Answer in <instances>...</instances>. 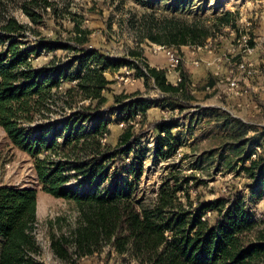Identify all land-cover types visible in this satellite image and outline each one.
I'll list each match as a JSON object with an SVG mask.
<instances>
[{
  "label": "trees",
  "instance_id": "1",
  "mask_svg": "<svg viewBox=\"0 0 264 264\" xmlns=\"http://www.w3.org/2000/svg\"><path fill=\"white\" fill-rule=\"evenodd\" d=\"M48 9L56 14L49 0H31L23 7L34 23L48 15ZM231 16L226 12L219 20L234 30L232 41L241 40L245 33ZM144 23L146 38L174 50L202 47L215 38L199 21L158 19L151 14ZM74 28L70 43L44 37L30 45L24 40L27 26L14 17L0 26V126L16 147L34 158L43 191L73 201L79 212L76 227L52 239L55 256L80 264L101 256L108 246L117 256H130L140 264H264V214L252 210L264 197L263 136L253 137L247 153L244 144L233 150L252 180L249 195L229 188L218 198L206 199L197 190L204 182L173 171L154 199H138L133 185L120 175L112 176L111 169L136 153L146 129L157 131L155 150L163 159L184 143L173 131L177 125L166 117L149 118L151 103L140 97V90L115 93V81L106 72L128 66L145 85L153 79L170 101L177 100L173 109L190 107L201 89H196L183 63L177 69L180 80L174 84L168 69L151 66L142 51H130L136 61L112 58L87 45L90 31L79 22ZM246 43L256 46L254 39ZM60 50L74 52L68 65L57 63L56 55L42 64L35 61L43 51ZM71 62L79 69L73 70ZM217 80L211 74L202 90ZM111 93L114 102L107 105ZM56 109L68 112L66 119L52 118ZM41 118L43 123L37 125ZM113 123L122 124L115 145ZM37 226L38 191L0 186V264H47L40 257Z\"/></svg>",
  "mask_w": 264,
  "mask_h": 264
},
{
  "label": "rangeland",
  "instance_id": "2",
  "mask_svg": "<svg viewBox=\"0 0 264 264\" xmlns=\"http://www.w3.org/2000/svg\"><path fill=\"white\" fill-rule=\"evenodd\" d=\"M29 1L0 0V26L9 17H14L27 26L24 40L30 45L44 37L70 43L75 33L74 27L79 22L84 30L90 31L87 42L90 47L112 58L130 61L137 60L130 55V51H142L148 62H158L159 68L167 67V58L159 50V44L146 38L148 29L144 22L151 14L158 19L177 17L188 23L199 21L210 29L215 38L212 40L210 37L207 45L175 49L183 58L185 68L190 71L196 89H201L197 90V99L184 110L173 109L172 104L177 103L175 98H172L175 102L170 101L153 79L145 85L143 79L134 78V71L128 66L106 72L107 77L115 81V93L140 90V97L151 103L149 118L159 120L166 117L169 123L177 125L173 131L179 132L184 143L169 159H163L155 150L157 131L146 129L136 145V153L124 165L112 168L111 175H120L133 185L138 199H154L165 178L173 171H182L183 176L204 182L197 190L206 199L218 198L229 188L245 196L252 192V180L233 150L235 146L244 144L243 151L247 153L251 149L250 144L255 141L253 137L261 135V139H264V0H49L57 10L56 14L48 9V15L39 23H34L23 10ZM226 12L232 13L231 20L238 25L242 34L247 35L246 39L256 42L257 47L251 53L244 52L245 43L238 39L232 41L234 30L220 22L219 18ZM212 54L215 59L211 60L220 66L222 79L227 76L236 78L244 91L243 95L229 91L226 79L223 82L217 80L210 90H202L212 72L204 67L206 74L200 76L197 69H189L194 61L200 60L202 63L208 60L207 55ZM55 55L57 63L68 65L74 52L43 51L35 61L42 64ZM241 61L245 65H253L256 72L251 77H247L240 68ZM71 64L74 65L73 70L79 69L78 64ZM168 79L175 84L180 75L177 71H168ZM113 102L111 93L107 105ZM52 115L61 122L68 112L56 109ZM114 118L111 117L112 122ZM43 121L44 118L39 119L37 125ZM112 126L114 135L111 141L115 145L122 124L117 126L113 123ZM257 150L261 152L262 148L258 147ZM34 162L30 154L12 143L0 126V186L34 188L38 191L36 237L42 249L40 257L47 264H69L55 256L51 241L69 234L76 227L78 209L73 201L56 198L43 191ZM197 190H193L192 194L196 195ZM252 210L258 216L264 214V197L252 206ZM80 264L140 263L130 256L119 257L106 246L101 256L83 259Z\"/></svg>",
  "mask_w": 264,
  "mask_h": 264
},
{
  "label": "built area",
  "instance_id": "3",
  "mask_svg": "<svg viewBox=\"0 0 264 264\" xmlns=\"http://www.w3.org/2000/svg\"><path fill=\"white\" fill-rule=\"evenodd\" d=\"M246 38H247V35H243L242 39H241V40H243L242 41L243 44L245 43V48L243 50H245L244 52H250L251 53L252 51L255 50V48L257 46L250 47L246 43V41H247ZM159 50L163 51L165 53V55H166L167 62H168V66H167L168 71L176 72L178 67L183 63V58L181 57V55L179 53H177L174 49H172V48H170V47H168L166 45H159ZM202 63L206 64V66H213L214 61L206 60V61H202ZM202 63H201L200 60H196V61L193 62V64L196 65V66H200ZM239 66H240V68H243V71L246 73L247 77H251L256 72V70L253 69V65L252 64L245 65V63L241 61ZM220 69H221L220 66L217 65V69L214 72L215 76L218 77V81L223 82L226 79L229 91H231L232 93H234L236 95H243L244 91L240 87L239 81L236 78H231L230 76L229 77L227 76L226 78L222 79V75L220 73ZM206 89L210 90L211 87L207 86ZM255 156L256 155H254V157Z\"/></svg>",
  "mask_w": 264,
  "mask_h": 264
},
{
  "label": "crops",
  "instance_id": "4",
  "mask_svg": "<svg viewBox=\"0 0 264 264\" xmlns=\"http://www.w3.org/2000/svg\"><path fill=\"white\" fill-rule=\"evenodd\" d=\"M165 55V54H164ZM166 56V55H165ZM209 58H206V59H208V60H211V59H215V57H214V54H212V55H207ZM211 61H214V60H211ZM151 63V66H156V67H160L159 65H158V62L157 63H154L152 60L150 61ZM216 63H215V61H214V64H213V66H206V64H204V63H202L200 66H196V65H191V68L189 69V70H193L194 69V71L197 69L199 72V75L201 76L203 73L204 74H206V71L204 70V67L206 68V70L208 71V72H212V74L213 75H215L214 74V72H215V70L217 69V64L215 65ZM167 66H168V62H167ZM199 67H201L200 68V70H199ZM167 68V67H166ZM210 69H211V71H210ZM190 72V71H189ZM192 72V71H191ZM191 74V73H190ZM205 77H206V75H204Z\"/></svg>",
  "mask_w": 264,
  "mask_h": 264
}]
</instances>
